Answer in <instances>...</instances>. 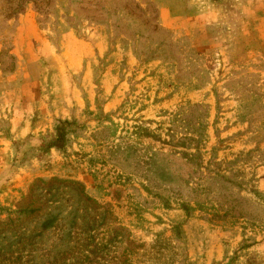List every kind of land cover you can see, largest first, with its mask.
<instances>
[{
    "label": "rangeland",
    "instance_id": "obj_1",
    "mask_svg": "<svg viewBox=\"0 0 264 264\" xmlns=\"http://www.w3.org/2000/svg\"><path fill=\"white\" fill-rule=\"evenodd\" d=\"M0 264H264V0H0Z\"/></svg>",
    "mask_w": 264,
    "mask_h": 264
},
{
    "label": "trees",
    "instance_id": "obj_2",
    "mask_svg": "<svg viewBox=\"0 0 264 264\" xmlns=\"http://www.w3.org/2000/svg\"><path fill=\"white\" fill-rule=\"evenodd\" d=\"M69 125V123L67 121L62 122L61 124H59L56 127V132H57V144H55L54 146L61 148V142L65 140L66 138V130L65 127Z\"/></svg>",
    "mask_w": 264,
    "mask_h": 264
}]
</instances>
